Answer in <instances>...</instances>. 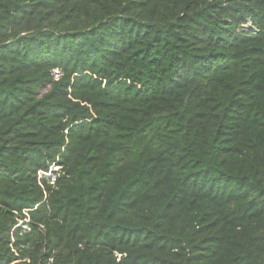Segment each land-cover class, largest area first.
Instances as JSON below:
<instances>
[{"label": "trees", "instance_id": "obj_1", "mask_svg": "<svg viewBox=\"0 0 264 264\" xmlns=\"http://www.w3.org/2000/svg\"><path fill=\"white\" fill-rule=\"evenodd\" d=\"M0 264H264V0H0Z\"/></svg>", "mask_w": 264, "mask_h": 264}, {"label": "rangeland", "instance_id": "obj_2", "mask_svg": "<svg viewBox=\"0 0 264 264\" xmlns=\"http://www.w3.org/2000/svg\"><path fill=\"white\" fill-rule=\"evenodd\" d=\"M248 27V26H247ZM57 76H59V74H57ZM48 177H51L52 178V180L54 179V176L53 175H51V174H49L48 175Z\"/></svg>", "mask_w": 264, "mask_h": 264}]
</instances>
